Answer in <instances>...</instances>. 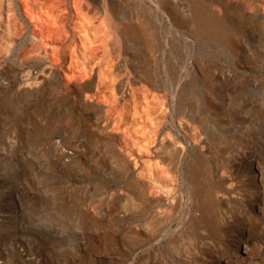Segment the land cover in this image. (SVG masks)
Returning a JSON list of instances; mask_svg holds the SVG:
<instances>
[{"label": "bare ground", "instance_id": "6f19581e", "mask_svg": "<svg viewBox=\"0 0 264 264\" xmlns=\"http://www.w3.org/2000/svg\"><path fill=\"white\" fill-rule=\"evenodd\" d=\"M203 48L226 53L234 70L264 63V0H0V119L14 125L0 163L17 165L20 190L14 209L0 212V231L43 220L40 247L64 261L76 253L63 242L77 213L80 242L92 253L119 242L124 264H155L168 248L181 256L173 264L263 260L264 162L251 146L206 133L207 114L223 127L230 85ZM197 78L192 103L202 114L189 115L184 81ZM243 167L257 189L240 200L232 180ZM174 231L166 245L155 238Z\"/></svg>", "mask_w": 264, "mask_h": 264}, {"label": "rangeland", "instance_id": "374dc122", "mask_svg": "<svg viewBox=\"0 0 264 264\" xmlns=\"http://www.w3.org/2000/svg\"><path fill=\"white\" fill-rule=\"evenodd\" d=\"M176 37H177V43L179 44V46L176 47V56L178 57L177 71L180 73V75L184 76L185 73L181 68L180 62L185 56V51L182 48L183 46L181 43L182 41L181 36L176 35ZM203 50L205 51V53H207L208 49L203 48ZM208 52H209V56L211 60L217 61L216 63L220 65L221 69L219 70L223 71L222 73L223 79L226 83L230 85L229 87L230 89L226 92V94L223 97V100L225 102L223 105L224 106L223 110H222L223 111V127L219 128L218 126L214 125L211 120V117H209L210 115L207 114L208 115L207 116L204 114L205 115L204 117L206 119L205 121L207 122L206 124L204 123L205 129L207 130L206 133L216 138H219L220 136L226 134L227 137L230 138V140L232 139L238 142L240 147H244L245 144H247V146H251V148L256 149L257 154L261 157V160L263 159L262 161L264 162V158H263L264 157V119L261 120L260 122H258L257 120H254L256 117V110H255L256 107L255 106H257V105H254V99L258 98L259 104L264 103V63L259 64L258 62L256 64L254 62L253 63L254 66H252V64L250 65L251 69L242 67V68H239L238 70H234L233 64L226 53L222 51L219 52L217 50H208ZM241 60H244V59L242 58ZM186 80L184 81V85L188 89V93L186 97H187V102L190 104L189 106H187V108L190 109L188 110V114L195 115L196 111L199 114L200 113L202 114L200 108L196 109L195 104L192 103L194 101L195 96H197L201 80H198L197 78L193 82V84H191V82H189L188 79ZM228 101H231V102L229 103ZM208 117L210 119H208ZM229 117L232 119V123L228 122ZM8 122L9 121L8 120L6 121V119L4 118L3 120L0 119V135H1L0 143L4 142V138L6 134H8L9 136V134L13 130L12 128L14 125ZM213 128H215L214 131H213ZM230 129L232 130V132H230L231 131ZM11 158H13L12 155H11ZM3 164L4 163H0V170H1L0 171V181H1L0 182V212L2 211V213L3 214L5 213L4 215H6L7 209H10V208L14 209L13 204H15V202L20 199V196L18 195V191L20 190L18 189L19 187H17V181L19 182V180L16 179L17 173L15 172L16 171L15 168L17 165L14 164L13 160H9L5 165ZM12 164L14 166H12L11 169H8L7 167L8 166L10 167V165ZM83 175H86V174H83ZM2 178L4 180H2ZM88 179L95 181L94 173L92 174L90 172ZM232 181H233V186L236 189L235 195H237V197L240 200L247 199L250 196H253L254 191L257 189L256 188L257 184L251 180L249 176V171L245 167L239 169L236 178L233 179ZM263 184H264V180H263ZM93 186L90 187V190L88 192V195L90 196L88 200L91 202V204L95 205L96 203L99 204V201L97 202V199H99L98 197L99 189H97L98 186H95V184ZM77 189L78 188L75 189L76 190L75 195H74L75 197L72 195L71 196L72 198H76V192L77 193L79 192V189L78 190ZM79 195L81 196V193L77 194V198L75 199V202H77V199L80 198ZM24 196H26V194ZM75 202L73 205H75ZM73 205H70L69 207H73ZM238 213L240 215V218L242 219V224L249 225L250 222H247L244 219V216H243L244 211H239ZM32 218L33 217H28L24 222L18 223L16 226V229L18 231L16 230L15 232H12V233L7 232L6 230L0 231V243L2 244V248L6 249L5 253L0 257V264H47V263L48 264L49 263L50 264H124V260H125V253L123 250L124 246L121 245L118 241H117L118 243H116V247H114L111 250L107 246L103 245L102 247H96V249L93 250V253L90 251L88 247V242L86 243L80 242L84 239L83 237L84 234L83 233L81 234L83 224L81 223L80 215L79 214L77 215V213H74L72 217L70 214L66 218V222L68 221L67 224L69 225V227L76 228L74 229L73 232L76 231L77 235L76 233L74 234L72 233L73 235L69 236L68 240H64L63 242L64 245H69V247L72 250H75L76 253L73 252L75 256H72L71 258L67 257L65 258L64 261H58L59 256H57L56 261L53 258L52 260H49V258L46 256V253H44L43 247H40V239L42 238V235L43 236L45 235V231L47 228L46 225H44L46 223H43L44 221L40 219L33 218L32 220ZM2 221H4V218H2ZM74 221L75 222L78 221V224H76ZM174 226L175 225H172V227ZM93 230L95 231L94 228ZM78 233H80L82 237ZM261 234H262L261 230H257V231L255 230V232L253 231L252 236L255 237V239L257 240L259 236H261ZM178 235H179L178 231H174V232H171V235L169 234L167 237H164V235L161 233L160 235L155 236V238L158 240H161L163 245L164 244L166 245L167 238L172 239ZM203 235L204 234H202V236ZM36 238L38 240H36ZM179 239L181 241L183 238H179ZM83 241L85 242V240ZM259 243H260L262 252H264L263 251L264 243H261V242ZM218 251H219V246L218 247L215 246L212 248L210 247V249L206 251V254H207L206 256L214 257V255L219 254ZM147 252H149V250H147ZM161 252H162L161 257L163 261H161L160 259H157L155 264H173V262L175 261L174 260L175 258H178L181 260V256L177 255L176 251L173 252V255H172L174 256V254L176 253L174 256L175 258L172 257L170 255L169 248H168V251L163 250ZM178 254H181L180 251L178 252ZM150 256L152 257V255L147 254V257L151 258ZM252 259H253L252 260L253 264H264V257H263V260H261L258 258V256L254 255Z\"/></svg>", "mask_w": 264, "mask_h": 264}]
</instances>
